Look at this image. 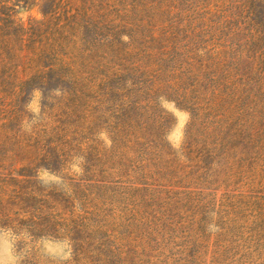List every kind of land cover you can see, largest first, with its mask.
<instances>
[{
  "label": "rangeland",
  "instance_id": "obj_1",
  "mask_svg": "<svg viewBox=\"0 0 264 264\" xmlns=\"http://www.w3.org/2000/svg\"><path fill=\"white\" fill-rule=\"evenodd\" d=\"M16 10L0 14L21 27L0 31V261L264 264V0ZM65 239L70 260L46 254Z\"/></svg>",
  "mask_w": 264,
  "mask_h": 264
},
{
  "label": "clouds",
  "instance_id": "obj_2",
  "mask_svg": "<svg viewBox=\"0 0 264 264\" xmlns=\"http://www.w3.org/2000/svg\"><path fill=\"white\" fill-rule=\"evenodd\" d=\"M45 252L59 261H68L72 256L71 242L68 239L58 242H49L45 247ZM0 264H16V258L0 261Z\"/></svg>",
  "mask_w": 264,
  "mask_h": 264
},
{
  "label": "trees",
  "instance_id": "obj_3",
  "mask_svg": "<svg viewBox=\"0 0 264 264\" xmlns=\"http://www.w3.org/2000/svg\"><path fill=\"white\" fill-rule=\"evenodd\" d=\"M14 2V3H12ZM22 3L25 4V7H28L29 5H32V0H0V14H4L3 12L7 9L10 8V12L12 14L9 15V18H13L16 16L17 10L16 6H20ZM24 7V6H23ZM9 24H5L4 21L1 22L0 25V31H4L6 28H10L11 26L17 25V27H20V25L15 21V19L11 22V26H8Z\"/></svg>",
  "mask_w": 264,
  "mask_h": 264
}]
</instances>
